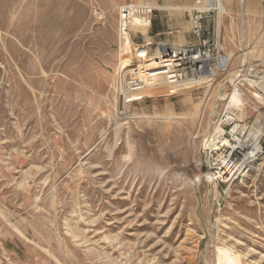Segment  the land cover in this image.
I'll return each mask as SVG.
<instances>
[{
	"label": "rangeland",
	"instance_id": "rangeland-1",
	"mask_svg": "<svg viewBox=\"0 0 264 264\" xmlns=\"http://www.w3.org/2000/svg\"><path fill=\"white\" fill-rule=\"evenodd\" d=\"M211 1L0 0V264H264V0ZM124 7L149 21L126 69ZM158 44L225 62L126 99ZM234 124L260 153L224 180L209 143Z\"/></svg>",
	"mask_w": 264,
	"mask_h": 264
},
{
	"label": "bare ground",
	"instance_id": "bare-ground-1",
	"mask_svg": "<svg viewBox=\"0 0 264 264\" xmlns=\"http://www.w3.org/2000/svg\"><path fill=\"white\" fill-rule=\"evenodd\" d=\"M129 23L132 26L142 29L149 26V21L141 17H138L137 15L130 16ZM129 47H130V43L127 41L125 43L126 52L124 53V55L127 58L125 57L126 60L122 59L120 62L121 67H123L124 69L130 66ZM168 56H173V57H168ZM138 57L145 63L144 65L139 67L141 68V70H138L139 68H137L136 70L130 71L129 74L134 79L133 82L129 84V87L125 91L126 99L141 98L143 96L150 95L153 90H157L159 88L161 89L160 92H158L157 94L159 93L172 94V93H177L179 91L182 92L188 91L192 88L193 85L194 88H199L203 85L208 84L209 82L208 77L211 75V72L208 69V61H209L208 58L193 57L192 55H190V53L188 54L183 50L180 49L173 50L171 48L168 49L165 47L158 49L156 51V55L154 57H149L150 59H148V61L145 60L147 59L145 51H140L138 53ZM174 63H183V64L185 63V65H187L190 69L192 79L189 80L186 79L180 81L179 80L180 76L179 74H177L176 67L174 69L175 66ZM260 88L264 93V84H260ZM237 115H233L232 120L237 122L238 121ZM242 130H243L242 126H240L239 124H234L232 130L225 135V138L220 139L219 142H216L218 141L216 140V141H210L209 143V145L211 146L210 149L215 148V150H218L221 153L219 154V158L221 159V163H220L221 166L218 165V171L220 172V176L224 180H227L228 177L231 178L232 176L236 175L238 172L244 173L253 169L257 161V157L260 153V142L263 133L262 132H256L255 134L253 133L254 134L253 136L250 135L251 137L245 138L244 140L240 141L239 139H236V136H239V134L242 135L244 133ZM220 132H223L221 128H220ZM215 137L216 136H214V138ZM217 264H240V263L237 261V258L232 254V252L229 249L219 248Z\"/></svg>",
	"mask_w": 264,
	"mask_h": 264
},
{
	"label": "built area",
	"instance_id": "built-area-1",
	"mask_svg": "<svg viewBox=\"0 0 264 264\" xmlns=\"http://www.w3.org/2000/svg\"><path fill=\"white\" fill-rule=\"evenodd\" d=\"M214 1H215V3H217L216 0H213V2ZM152 2H153V0H152ZM204 2L205 3H207V2L212 3L211 0H197L196 3H197V5H202V4H204ZM145 5H146V9L148 11L151 8L150 7V2L146 1ZM150 11L148 13H151ZM192 12L194 14V10ZM196 13H198V12H196ZM132 15H138L134 8H132V7H124V8L121 9L119 37L121 38L120 40L123 41L124 43H126L128 41V33H127V31L129 29V27H132V25L129 23L130 22V16H132ZM194 15H196V14H194ZM200 20H201L200 17H197V16L194 17V21H193V25H194L193 26V29H194L193 32H194V34H199L200 33V30H201L200 23H199ZM126 39H127V41H126ZM202 44L205 46L207 44V42L203 41ZM148 45H150V44L148 43L147 46ZM160 45L165 46L167 48L182 49L183 51H188L189 53H192L193 57H197V58L198 57H203V56H207V58L209 57V63H208V69L209 70L212 69L211 63L214 60L216 62L215 67L219 66L218 65L219 64V60H220V62L221 61L225 62L223 56H220V55H218L215 58H212V56L210 55L209 51L199 52V51L191 50L189 48H182V47L181 48H176V47H172V46H169V45H166V44H158L157 47L160 46ZM142 50H144V49H140V50L137 49V51H142ZM144 51H146V50H144ZM146 54H147V52H146ZM153 54H154V52H153ZM168 57H173V56H168ZM174 65H175L174 69L176 67V71L179 72V75H183L184 76V73L182 71L185 69V66H186L185 63L184 64L183 63H174ZM127 87H128V85L126 86V89H127Z\"/></svg>",
	"mask_w": 264,
	"mask_h": 264
}]
</instances>
